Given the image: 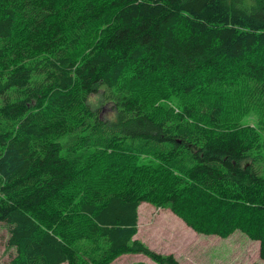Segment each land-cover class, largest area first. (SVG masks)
Instances as JSON below:
<instances>
[{
	"label": "trees",
	"instance_id": "1",
	"mask_svg": "<svg viewBox=\"0 0 264 264\" xmlns=\"http://www.w3.org/2000/svg\"><path fill=\"white\" fill-rule=\"evenodd\" d=\"M142 203L264 261V0H0L10 264H180L135 238Z\"/></svg>",
	"mask_w": 264,
	"mask_h": 264
},
{
	"label": "rangeland",
	"instance_id": "2",
	"mask_svg": "<svg viewBox=\"0 0 264 264\" xmlns=\"http://www.w3.org/2000/svg\"><path fill=\"white\" fill-rule=\"evenodd\" d=\"M24 38L25 30L19 28L13 44L22 43ZM82 53V50L74 51L73 57L77 58ZM105 94L104 89L100 90L88 98V103L98 111L100 119L111 121L115 109ZM246 112L244 121L256 125L255 113L247 107ZM135 238L155 253L173 255L180 264H264L258 255L259 244L243 234L234 233L226 239L200 235L169 209H157L148 203H142L138 208V233ZM6 241L7 229L0 225V264H10L12 250L7 247ZM128 263L155 264L142 255H122L111 264Z\"/></svg>",
	"mask_w": 264,
	"mask_h": 264
},
{
	"label": "crops",
	"instance_id": "3",
	"mask_svg": "<svg viewBox=\"0 0 264 264\" xmlns=\"http://www.w3.org/2000/svg\"><path fill=\"white\" fill-rule=\"evenodd\" d=\"M177 259V258H176ZM178 260V259H177ZM180 261V260H179ZM147 264H150V263H147Z\"/></svg>",
	"mask_w": 264,
	"mask_h": 264
}]
</instances>
